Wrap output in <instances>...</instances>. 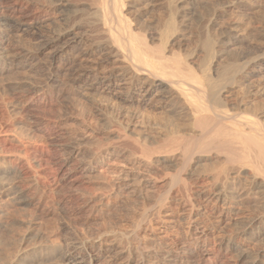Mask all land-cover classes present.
<instances>
[{
	"label": "rangeland",
	"instance_id": "1",
	"mask_svg": "<svg viewBox=\"0 0 264 264\" xmlns=\"http://www.w3.org/2000/svg\"><path fill=\"white\" fill-rule=\"evenodd\" d=\"M3 1H17L24 15L39 12L47 22L34 35L11 31L10 25L22 14L2 13L4 9L0 8V18H11L10 27L5 28L8 32L0 31V52L14 54L0 70V264H65L62 257L73 243L93 246L96 253L101 245L118 244L122 239L125 246L140 242L149 248L161 246L182 253L194 250L197 238L202 236L207 238L206 248H211L214 257L223 242L221 260L227 264H264V193L256 188L239 190L240 185L251 182L248 170L240 176L232 174L237 165L213 153L207 162L199 164L201 167L191 164L186 168L183 177L190 179L187 187L175 184L180 163L159 162L158 157L164 156L160 153L152 156L154 164L148 167L143 151H160L180 123L186 129L183 131L191 134L187 122L153 104L136 106L70 80L74 70L88 62L81 57H65L62 48L66 43L76 33L95 42H104L105 38L104 31L89 16L86 1ZM179 1L123 0L124 13L135 28L155 32L160 17ZM181 12L184 22L176 52L182 58L191 59L195 54L202 57L206 37L219 39L227 28L236 33L228 45L229 52L216 56L213 62L224 68L263 57L264 0H190ZM50 38L54 40L50 42ZM13 50L22 54L16 55ZM53 54L57 82L48 81ZM24 61L29 63L19 65ZM225 86L221 92L230 102L227 113L233 121L250 118L264 127V74L253 82ZM60 141L84 154L59 172L53 163L61 156L57 147ZM104 159L111 166L101 165ZM221 170L226 174L217 183L215 176ZM138 174L148 177L145 180L149 183L133 180ZM190 174L194 178H189ZM225 182L226 199L216 207L198 197L206 187ZM254 230L258 231L256 235L252 234ZM134 233L139 234V242L132 238L127 242ZM200 247L202 251L204 244ZM81 260L80 256L67 264H79ZM85 261L89 262L88 257ZM137 261L134 258L129 264Z\"/></svg>",
	"mask_w": 264,
	"mask_h": 264
},
{
	"label": "bare ground",
	"instance_id": "2",
	"mask_svg": "<svg viewBox=\"0 0 264 264\" xmlns=\"http://www.w3.org/2000/svg\"><path fill=\"white\" fill-rule=\"evenodd\" d=\"M85 1L88 6L87 12L89 16L94 18L100 29L104 31L105 38L104 42L101 40L100 42L96 41L98 42L96 43L84 34L76 33L72 41L66 43L64 48H62L65 57L75 56L76 59L81 57L83 61L88 62V65H81L82 69L79 68L80 70H74L73 74L70 75V80L80 83V85L87 90H96L109 97L121 98L123 102L136 104V106H149L153 104L154 107H159L162 111L166 110L169 113L172 112L174 115L176 114L181 120L183 119L187 122L192 130L191 134L185 133L183 131L185 128L182 129V126H179L181 125L180 123L177 127L172 129V136L160 147V151L156 152L152 148H144V156L147 159L146 166L151 167L154 164L153 155L160 153L164 154L163 157H158L157 161L165 163L168 161L179 162L181 168L179 167L173 182L187 187L190 179L188 180V178L183 177V172L186 168L191 164L199 165L201 162H207L211 158L210 156L215 153L216 155L225 156L224 159L226 163L237 165L238 168H234L232 174H238L240 176L242 171H249V175L252 178L251 182L248 185L247 183H244L245 185H240L239 190L245 189L251 191V188H256L258 191L260 190L264 193V127L258 121L250 118H245L242 121H233L234 118L227 113V107L231 106L230 102L227 96L221 92L226 84H241L259 79L264 74V54L263 57L249 61L242 66H236L232 63L230 66L223 68L221 65L213 62L216 56H221L229 52L228 45L233 35L236 33L233 29L227 28L219 39L213 40L210 36L206 37L203 41L204 55L202 57L195 54L191 59L182 58L181 55L176 52V49L180 45L179 37L181 36L184 22L181 10L190 0L179 1L175 7L169 10L166 16H161V19H159L160 23L157 27L160 26L158 28L156 27L155 32H146L144 31L146 29L141 30V27L135 28L137 26L131 23L132 21L130 22V19L128 20L127 15L124 13L126 10H124L123 0ZM16 2L15 4H7L5 1L0 0V8H2V10L4 9L2 13L10 12L11 15L22 14V17L18 19L15 18L17 21L13 20L15 22L13 25H10L11 31L32 33V35L36 32H40L44 28L47 19H42L38 14L39 12L24 15L22 7ZM179 8L180 10H178ZM174 9H176V12ZM47 12L48 11L45 13L47 14ZM2 17H6V15ZM9 19L11 18H0V31L9 26ZM142 28L144 27L142 26ZM5 31L8 32V29H5ZM226 39L227 41L224 42ZM51 40L50 38V42ZM87 44L89 45L87 46ZM8 49L9 47L7 50ZM10 52H0L2 55L0 57V70H4L5 64L8 62L7 60L14 56V54L10 56ZM52 52L54 53V51ZM15 54L17 55L18 53L15 52ZM20 54H22V52H20ZM55 58L54 54L50 58L52 63L48 71L49 77H47L48 81L57 82L55 78H57L56 75L58 71L56 70V66H54V64L57 65ZM172 62L176 63V65L171 67L170 64ZM27 63L29 62L24 61L19 65L26 66ZM12 66L14 67V64ZM194 67H196L197 70H195ZM68 82L70 81L68 80ZM46 83L48 84V82ZM124 90L125 92H122ZM123 93H125L124 96ZM57 147L59 148L61 156L59 155V158H55L54 163H52L59 172L65 167L67 168L74 159L83 153L81 149L69 146L62 141H60ZM74 164L76 163L74 162ZM102 164L108 166V162H106L105 159L102 160L101 165ZM225 174L226 172L222 171L221 173L219 172L217 177L215 176L217 183H220L218 181H220V178ZM124 177L122 180L125 179ZM128 177L129 175H126V178ZM192 177L193 175L190 174L189 178ZM146 178L138 174L133 180L136 179L139 183L148 184L149 182L145 180ZM133 184L135 185L136 183L134 182ZM226 185L225 182L221 186L215 185L221 188H216L214 185H212V187L208 186V188L206 187V189L197 196L204 198L206 202L214 203L216 207L219 201H222L223 198L226 199L227 195L224 189ZM112 187L110 188L112 189ZM126 187L128 188L129 186ZM119 189L117 190L118 192ZM131 190L133 191L134 187ZM127 194L129 195V193ZM223 202L226 204V201ZM230 204L234 205L233 202H230ZM224 206L223 208L226 209ZM244 227L246 228L245 225ZM244 227L241 229L242 232ZM257 233L258 231L254 230L252 234L256 235ZM138 235L134 233L127 239V242H129L131 238L137 240L139 237ZM105 240L106 239H104V241ZM122 240L118 244L112 243L105 247L100 244L101 246L96 253H93V246H78L76 243H73L70 250L61 257L65 264L80 256L82 260L78 261L79 264H129V261L134 258L138 259L136 264H227V262L221 260V257L224 255V247H222L223 242L219 243V252L214 257L211 248H206L207 238L204 236L197 238L196 242H198V244H196L194 250L183 251L182 253L174 249L175 252L171 250V248L162 249L161 246L160 248H149L142 245L143 243L141 244L138 241L139 239L137 240L139 242L137 246H125ZM200 244H204V249L202 251ZM164 246L166 247V245ZM87 257L89 262L85 261ZM51 263L52 262H50V264ZM37 264L41 263L38 262Z\"/></svg>",
	"mask_w": 264,
	"mask_h": 264
}]
</instances>
